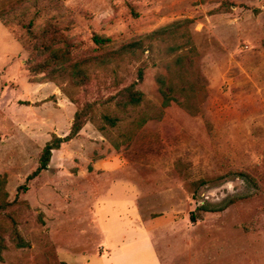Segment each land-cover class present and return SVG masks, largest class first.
I'll return each mask as SVG.
<instances>
[{
    "label": "rangeland",
    "instance_id": "374dc122",
    "mask_svg": "<svg viewBox=\"0 0 264 264\" xmlns=\"http://www.w3.org/2000/svg\"><path fill=\"white\" fill-rule=\"evenodd\" d=\"M18 1L0 0V9ZM55 3L63 10L53 9ZM41 5L39 23L57 15L70 36L95 52V34L112 38L111 51L192 20L200 113L192 116L173 103L160 121L143 124L149 112L125 114L117 128L108 129L119 149L87 123L79 141L54 151L49 170L27 182L53 135L69 134L71 112L65 106L55 111L53 96L47 105L26 104L42 98L29 83V52L0 21V183L6 181L12 203L2 216L15 219L29 245L19 249L13 236H4L0 264H157V256L161 264H264V0ZM21 13L10 20L15 35L26 38L23 25L34 20L37 8ZM154 61L149 55L144 64L128 65L118 89L93 82L74 96L101 111L109 97L137 81L142 66L138 88L161 105L156 79L165 70ZM97 159L120 165L107 178L105 167L92 171ZM113 182L124 183L125 190L109 189ZM25 184L29 190L18 193ZM135 200L140 213L134 215L129 206Z\"/></svg>",
    "mask_w": 264,
    "mask_h": 264
},
{
    "label": "trees",
    "instance_id": "16d2710c",
    "mask_svg": "<svg viewBox=\"0 0 264 264\" xmlns=\"http://www.w3.org/2000/svg\"><path fill=\"white\" fill-rule=\"evenodd\" d=\"M47 1L51 0H19L18 3H12L0 9V21L14 39L22 43L29 52L25 66L30 83L55 84L77 108L69 134L64 137L53 135L41 153L38 169L27 178V182L38 177L43 171H48L53 152L77 138L87 123H92L104 137L109 139L115 149H119L120 146L109 136L108 129L117 128L125 114L149 112L143 124L147 120L160 121L164 118L165 110L173 103L179 104L192 116L200 113L197 100L200 85L196 78L201 77L196 68L198 53L190 32L192 20L177 21L146 35L135 37L111 51L106 49L113 43L112 38L95 34L92 37L98 50L95 52L84 49L82 42L70 36L59 22L57 15L47 17L40 23L37 21L44 13L41 4ZM34 7L37 8V16L23 25L28 36L24 38L22 35H15L11 17L18 11H22L20 16L24 17V14ZM52 8L63 10L57 3ZM73 22L69 23L73 24ZM147 53L148 56H146ZM149 55L154 56L155 65L165 70V75H159L156 79L161 105L153 104L138 88V85L143 82L144 68L142 66L138 69L137 81L123 86L115 95L109 97L102 104L101 111H97L94 104H83L74 96L75 91H80L93 82L107 89L120 88L126 82L121 73L122 70L127 71V66L130 64H144ZM177 96L182 97L183 100L179 101ZM141 126L139 125L135 131L137 132ZM28 190L29 187L25 184L18 188V193L21 191L25 193ZM8 198L6 181L2 180L0 183V258L7 249L4 236H13L12 240L19 249L29 246L21 236L15 219L2 216L12 205ZM22 204L27 210L30 209L27 202L22 201ZM10 222L12 225L8 227L7 224Z\"/></svg>",
    "mask_w": 264,
    "mask_h": 264
},
{
    "label": "crops",
    "instance_id": "0c3cea01",
    "mask_svg": "<svg viewBox=\"0 0 264 264\" xmlns=\"http://www.w3.org/2000/svg\"><path fill=\"white\" fill-rule=\"evenodd\" d=\"M29 83H30V81H29ZM30 84H33V83H30ZM33 85H36V88L34 90L35 93L37 91V94L40 97H42V98L40 100H31V101H28V102H31V103L41 102V101L46 100L50 96H53L55 101H56V102H54V104L56 105V110L55 111H61L62 109L59 106H65L71 112L70 121L68 123V124L71 125L72 121L74 119V114L76 112V107L67 99V97L60 91V89L53 83L33 84ZM49 103L50 102H48V103L46 102L45 104L47 105ZM82 134L83 133L81 132L80 136L75 138L72 142L79 141V139L81 138ZM101 144L105 145V143H103V142H101ZM98 156H101L99 152H98ZM104 159H97L96 161H94V163L92 164V171L94 169L96 172H100V171H103L104 170L103 167H105L106 170H107L105 173H106V176L108 178V175L110 174V170L113 168V166H117L118 167V165H120V164H119V161L106 162ZM119 167H123V166H119ZM113 183L109 187V189H112L114 191L116 189H118V190H123L124 189V185H125L124 183H122V182H121V184H117L116 182L114 184ZM136 197H137V195H136ZM129 208H130V210L133 211L134 215L140 213V211L138 209L139 207L137 206V203H136V200L134 202L130 203ZM134 228H136V227H134ZM140 231L145 232V233L148 232V234L151 233V231H148L145 227H141V226H140ZM104 261H105V259H104ZM104 264H109V263L105 261ZM157 264H161V259L158 256H157ZM162 264H164V262Z\"/></svg>",
    "mask_w": 264,
    "mask_h": 264
}]
</instances>
